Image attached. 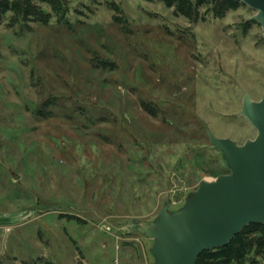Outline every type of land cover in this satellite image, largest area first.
Segmentation results:
<instances>
[{"label": "rangeland", "instance_id": "obj_1", "mask_svg": "<svg viewBox=\"0 0 264 264\" xmlns=\"http://www.w3.org/2000/svg\"><path fill=\"white\" fill-rule=\"evenodd\" d=\"M69 1L71 26L0 24V264H155L141 229L232 174L210 132L258 137L259 11L194 24L159 0Z\"/></svg>", "mask_w": 264, "mask_h": 264}, {"label": "water", "instance_id": "obj_2", "mask_svg": "<svg viewBox=\"0 0 264 264\" xmlns=\"http://www.w3.org/2000/svg\"><path fill=\"white\" fill-rule=\"evenodd\" d=\"M235 1L258 10L254 20L264 28V0ZM242 115L258 129L257 139L245 146L210 132L232 174L203 182L180 211L169 213L166 206L141 229L155 240V264H196L204 251L227 246L250 224L264 225V98L254 102L246 94Z\"/></svg>", "mask_w": 264, "mask_h": 264}, {"label": "trees", "instance_id": "obj_3", "mask_svg": "<svg viewBox=\"0 0 264 264\" xmlns=\"http://www.w3.org/2000/svg\"><path fill=\"white\" fill-rule=\"evenodd\" d=\"M166 8L173 9L174 15L197 24L206 21L208 15L224 19L229 12L237 11L246 4L235 0H159ZM111 9L122 12L119 6L111 4ZM72 6L69 0H0V24L8 21V26H30L31 24L71 26ZM118 23L123 19L115 15ZM250 21L245 32L256 24ZM146 110L156 116L155 110L143 104ZM153 110V111H152ZM64 218L80 221L74 215ZM31 264H53L43 258ZM196 264H264V225L250 224L224 247L204 251Z\"/></svg>", "mask_w": 264, "mask_h": 264}]
</instances>
